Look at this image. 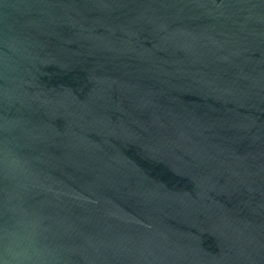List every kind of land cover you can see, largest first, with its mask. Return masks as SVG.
<instances>
[{
	"label": "water",
	"instance_id": "95a60500",
	"mask_svg": "<svg viewBox=\"0 0 264 264\" xmlns=\"http://www.w3.org/2000/svg\"><path fill=\"white\" fill-rule=\"evenodd\" d=\"M0 264H264V0H0Z\"/></svg>",
	"mask_w": 264,
	"mask_h": 264
}]
</instances>
